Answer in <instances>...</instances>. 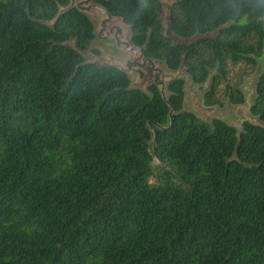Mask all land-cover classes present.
<instances>
[{
	"label": "trees",
	"instance_id": "trees-1",
	"mask_svg": "<svg viewBox=\"0 0 264 264\" xmlns=\"http://www.w3.org/2000/svg\"><path fill=\"white\" fill-rule=\"evenodd\" d=\"M69 1L0 0V264H264V124L208 123L183 110L184 78L165 100L87 61L95 26L58 15ZM95 1L145 57L209 79L203 104L245 101L264 0H173L188 43L162 32L160 0ZM255 93L264 122V70Z\"/></svg>",
	"mask_w": 264,
	"mask_h": 264
},
{
	"label": "rangeland",
	"instance_id": "rangeland-1",
	"mask_svg": "<svg viewBox=\"0 0 264 264\" xmlns=\"http://www.w3.org/2000/svg\"><path fill=\"white\" fill-rule=\"evenodd\" d=\"M77 2L80 0H76ZM162 13H161V20L163 24L162 32L169 36L173 42H185L188 43L198 37L199 35H195L191 38H181L176 36L172 33L169 27V12H170V5L168 3L162 4ZM89 18L92 20L95 26V38L91 41L89 48L86 51L82 52L83 57L87 61H95L100 65L109 64L110 61L114 59H120L124 61L128 55L122 51H120L116 45L114 40H99L97 38V27L100 23V17L96 14L89 15ZM112 25H122L127 28V31L124 33L125 39L130 40V29L129 26H126L121 22L119 18L113 22ZM216 31L209 33V36H214ZM162 66L163 72L172 71L169 70L164 62L160 61ZM148 72L144 79L139 82L138 74L135 72H128V76L131 80V86L140 88L142 90H147L146 83L154 79V73L148 68ZM264 70V57L257 58V66L256 68L248 75L243 76L241 79L240 88L244 93L245 101L241 104H233L229 102L227 99L223 100V105H213L207 106L203 104V91L192 92L190 91V87L194 85L192 83L189 87H187V91L185 93L184 103H183V110L191 111L200 117L202 120L211 123L212 119L220 118L226 123L233 125L237 128L238 131L242 129L243 121H249L252 123H259L264 124V122L260 121L255 115H253L250 111V106L252 105L254 98H255V89L256 83L259 78L260 73ZM174 72V71H173ZM167 85V82H165ZM165 89V93H166ZM156 163V161H154ZM149 181L151 184L157 183L156 171L150 176Z\"/></svg>",
	"mask_w": 264,
	"mask_h": 264
},
{
	"label": "water",
	"instance_id": "water-1",
	"mask_svg": "<svg viewBox=\"0 0 264 264\" xmlns=\"http://www.w3.org/2000/svg\"><path fill=\"white\" fill-rule=\"evenodd\" d=\"M160 2L162 4L168 3L171 6L173 0H160ZM72 7H76L78 10L87 14L88 16L94 14L98 15L100 17V23L97 27V38L99 40H114L116 47L120 51L126 53L128 57H133V60L131 59V61H126V59L122 61L116 58L113 61H110V63L107 65L113 66L125 73L137 71L139 82L144 79L147 73V69H145V67L148 66V68L154 73V79L149 80L146 83V86L155 83L158 87H160L161 95L165 100L167 99L165 93V82L168 83L172 79L176 80L179 78H184L185 93L187 91V87L193 83L191 77L184 70L183 63H181L177 71L163 72V65L158 59L145 57V45H134L131 40H126L124 33L127 31V28L125 26H111L110 24L115 22L117 17H114L103 5L97 3L95 0H80L78 2L76 0H70L66 7L60 9L58 15ZM208 83L209 79L204 84H194L189 90L195 93L198 91H203L207 87ZM172 111L173 109L171 108L170 114ZM148 124L152 131L153 154L156 155L153 125L151 122Z\"/></svg>",
	"mask_w": 264,
	"mask_h": 264
},
{
	"label": "flooded vegetation",
	"instance_id": "flooded-vegetation-1",
	"mask_svg": "<svg viewBox=\"0 0 264 264\" xmlns=\"http://www.w3.org/2000/svg\"><path fill=\"white\" fill-rule=\"evenodd\" d=\"M131 59L133 60V57H127V58H126V61H131ZM145 69H148V66H146ZM134 72L138 74L137 71H134ZM147 72H148V70H147ZM146 74H147V73H146ZM145 76H146V75H145Z\"/></svg>",
	"mask_w": 264,
	"mask_h": 264
},
{
	"label": "clouds",
	"instance_id": "clouds-1",
	"mask_svg": "<svg viewBox=\"0 0 264 264\" xmlns=\"http://www.w3.org/2000/svg\"><path fill=\"white\" fill-rule=\"evenodd\" d=\"M145 9H147V5H145Z\"/></svg>",
	"mask_w": 264,
	"mask_h": 264
}]
</instances>
